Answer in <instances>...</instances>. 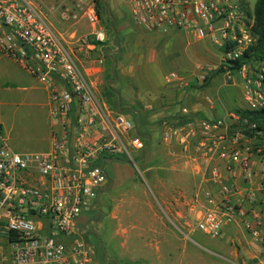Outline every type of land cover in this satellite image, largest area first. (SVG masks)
I'll return each mask as SVG.
<instances>
[{
  "label": "built area",
  "instance_id": "built-area-1",
  "mask_svg": "<svg viewBox=\"0 0 264 264\" xmlns=\"http://www.w3.org/2000/svg\"><path fill=\"white\" fill-rule=\"evenodd\" d=\"M119 1L138 29L209 40L221 50L220 63L197 67L198 82L218 69L230 84L239 75L243 110H264V61L232 65L254 42L253 20L241 0ZM88 21L91 33L65 40L32 0H0V54L43 86L50 121L44 152H14L0 134V264H94L84 218L110 181L104 164L121 149L129 156L123 135L143 148L136 123L99 97L104 59L92 52L105 33L92 10ZM173 81L180 78L171 72L167 82ZM161 140L196 163L193 196L201 210L195 229L213 238L237 229L257 247L253 262L264 264V119L237 112L227 120L180 115L164 122Z\"/></svg>",
  "mask_w": 264,
  "mask_h": 264
},
{
  "label": "rangeland",
  "instance_id": "rangeland-1",
  "mask_svg": "<svg viewBox=\"0 0 264 264\" xmlns=\"http://www.w3.org/2000/svg\"><path fill=\"white\" fill-rule=\"evenodd\" d=\"M32 1L65 40H69L72 34L79 36L74 28L88 30L87 24L78 27L81 15L90 25V10L97 18L94 0ZM102 1L106 15L99 8L101 19L97 18L96 26L105 33V46L110 45V49H114L118 43L115 41L113 47L111 40L113 17L117 19L119 16L125 23L127 44L130 45L138 37L146 49L152 48L151 42L141 41L146 34L140 33L133 24L127 6L119 0ZM244 1L248 9L253 10L256 0ZM72 15H76V18ZM188 37L192 44L178 46L177 51L184 58L176 62L182 63L183 60L193 63L196 71L201 66L198 64V51H217L207 39L197 42L192 35L188 34ZM156 50L159 48L156 47ZM155 54L157 58L158 52ZM161 64L160 70L165 74L174 62ZM105 78L109 79V76L106 74ZM237 84L234 88H221L224 100L241 98V88ZM139 131L143 132V129ZM0 134L17 153L44 152L50 146L45 89L24 69L1 54ZM123 138L129 156L121 149V152L109 157L103 167L110 182H114V185L119 183L120 186L109 183L103 187L104 191L98 196L97 210H91L84 218L89 222L86 238L96 250L94 264H242L241 253L246 252V248L239 246V242L244 245L248 238L237 229L227 228L222 238H213L195 229L196 216L201 207L193 196L199 186L193 157L159 141L146 150L148 153L144 154L141 163H136L139 151L130 144L133 136L127 139L123 135ZM114 208L121 213L120 223L111 218H100L101 212L108 215ZM118 225L129 233L122 235L117 232Z\"/></svg>",
  "mask_w": 264,
  "mask_h": 264
},
{
  "label": "crops",
  "instance_id": "crops-1",
  "mask_svg": "<svg viewBox=\"0 0 264 264\" xmlns=\"http://www.w3.org/2000/svg\"><path fill=\"white\" fill-rule=\"evenodd\" d=\"M82 16L84 15L80 16V20L78 19V27L86 24L89 27L87 26L88 30L85 31L76 30L73 27L79 36L89 34L93 31V27ZM117 19L113 17L114 28L112 29L113 36L111 44L113 46L115 41L118 42L115 47L113 46L114 49H110V45L105 46L103 42L92 52L93 59L101 58V56L104 59V64L98 68L100 74H98L97 80L103 86L109 81L105 78L106 74L108 71L111 72V68L113 69L114 80L111 86L117 91L120 101L117 112L122 113L124 116H130L132 119H129L134 121V123H141H137L138 131L142 128L143 132H139L141 134L147 132L150 136L148 149L159 143V141L162 143L161 133L165 121L177 119L180 115L182 117L201 116L227 120L229 113L246 108L241 76L235 75V83L230 84L220 74L214 76L209 84L203 87L198 82V73L194 70L195 65L193 63L190 64L183 60L182 63L176 62L177 59L184 58L177 51L178 46L192 44L190 37L186 33L175 31L167 33H144L145 31L138 29L140 33L147 35H144L145 37L141 41L152 43V48L147 46L148 49H146L138 37H135L130 45L126 43L125 37L127 34L124 28L125 23L119 16ZM57 33L60 34L59 32ZM196 41L199 42L201 40ZM156 47L159 50H156ZM215 50L217 53L209 50H203V52L198 51V64L210 68L219 64L221 59L219 52L221 53V50L216 48ZM155 52H158L157 58ZM106 60L112 61V64L109 66V64H106ZM172 61L174 64L169 72L163 74L160 70V64L165 62L172 63ZM93 64L95 65L94 62ZM171 72L176 73L180 81L168 83L167 77ZM237 82V85L241 88V98L239 97L236 100L231 97L230 100H224L220 93L221 88H234ZM102 92L99 97L104 101ZM175 148L178 149V147ZM146 153L148 151L145 150L144 154ZM109 183L111 182L109 181ZM111 185L118 187L119 183L114 185V182H112ZM103 189L99 192L98 196L104 191ZM101 214L102 216L100 218H111L118 222L121 220V213L118 208H114L112 213L108 215L105 212ZM118 228L117 232L122 235L129 233L126 229H122L121 225H118ZM239 244V246L246 248V252L241 253L243 258L242 264H250V262L255 264L253 260L257 254V247L249 241L244 245L242 242H239Z\"/></svg>",
  "mask_w": 264,
  "mask_h": 264
},
{
  "label": "trees",
  "instance_id": "trees-1",
  "mask_svg": "<svg viewBox=\"0 0 264 264\" xmlns=\"http://www.w3.org/2000/svg\"><path fill=\"white\" fill-rule=\"evenodd\" d=\"M242 6L248 9V5L246 1L241 0ZM95 4V15L98 19H101V11L102 14L106 15L104 9V1L102 0H94ZM249 10V9H248ZM248 16L252 18L253 23L251 27V35L254 38V42L248 46L242 56L232 63L233 69H239L243 64H247L248 62L260 63L264 61V0H256L253 10L248 11ZM96 45H100L96 43ZM224 52V50H222ZM109 66L112 64V61L106 60ZM112 72V73H111ZM111 72L108 71L107 77L109 76V81L104 84L103 87V98L107 106L112 111H117L120 106V101L118 99L119 95L117 91L111 86V83L114 80V72L111 68ZM222 70L218 69L212 73H210L202 84L203 87H206L210 80L219 74H221ZM235 112L239 113L242 117H251L254 120L264 119V110L260 111H247V110H235ZM136 125L141 124L140 122H135ZM136 136L140 138L143 143V148L139 151L138 158L136 163H141L144 157V152L149 148V133L141 134L138 130L136 132Z\"/></svg>",
  "mask_w": 264,
  "mask_h": 264
},
{
  "label": "flooded vegetation",
  "instance_id": "flooded-vegetation-1",
  "mask_svg": "<svg viewBox=\"0 0 264 264\" xmlns=\"http://www.w3.org/2000/svg\"><path fill=\"white\" fill-rule=\"evenodd\" d=\"M97 204H98V200L94 203V207L93 210H97ZM99 211V210H98ZM102 213V212H101Z\"/></svg>",
  "mask_w": 264,
  "mask_h": 264
},
{
  "label": "water",
  "instance_id": "water-1",
  "mask_svg": "<svg viewBox=\"0 0 264 264\" xmlns=\"http://www.w3.org/2000/svg\"><path fill=\"white\" fill-rule=\"evenodd\" d=\"M112 29H113V27H112ZM131 164L134 165V166H136V164L134 162H132Z\"/></svg>",
  "mask_w": 264,
  "mask_h": 264
}]
</instances>
